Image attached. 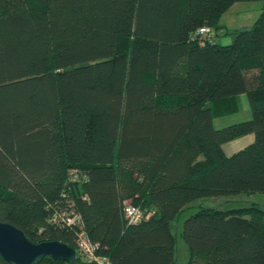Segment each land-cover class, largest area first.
<instances>
[{"label": "trees", "instance_id": "obj_1", "mask_svg": "<svg viewBox=\"0 0 264 264\" xmlns=\"http://www.w3.org/2000/svg\"><path fill=\"white\" fill-rule=\"evenodd\" d=\"M237 1L260 0H0V220L75 247L76 214L111 264H175L177 234L186 264H264V206L170 225L198 198L264 194V7L224 28ZM241 94L250 117L214 127Z\"/></svg>", "mask_w": 264, "mask_h": 264}, {"label": "rangeland", "instance_id": "obj_2", "mask_svg": "<svg viewBox=\"0 0 264 264\" xmlns=\"http://www.w3.org/2000/svg\"><path fill=\"white\" fill-rule=\"evenodd\" d=\"M264 2L260 1H237L232 4L228 10L225 11L218 19V23L224 28L237 29V27H247L252 25L259 17ZM218 36L216 40L218 42H224V31L223 29L216 30ZM249 113V102L245 94H241L238 99L237 110L230 113L228 116L218 117L214 120V126L219 128L221 126L230 125V123L241 122L242 120L248 119ZM256 203L260 206H264V194H236L234 196H214L210 198H198L190 203V207L187 208L185 213L175 221L170 223L171 229L174 233H178L182 221L191 213L196 211L199 205L204 207H216L219 209H229L235 207L246 206V204ZM178 240L176 245V263L175 264H186L183 258L184 244L182 239L177 234Z\"/></svg>", "mask_w": 264, "mask_h": 264}, {"label": "water", "instance_id": "obj_3", "mask_svg": "<svg viewBox=\"0 0 264 264\" xmlns=\"http://www.w3.org/2000/svg\"><path fill=\"white\" fill-rule=\"evenodd\" d=\"M0 256L13 264H37L46 256L73 264L75 248L60 241L35 243L10 222L0 220Z\"/></svg>", "mask_w": 264, "mask_h": 264}, {"label": "built area", "instance_id": "obj_4", "mask_svg": "<svg viewBox=\"0 0 264 264\" xmlns=\"http://www.w3.org/2000/svg\"><path fill=\"white\" fill-rule=\"evenodd\" d=\"M195 37L197 38L200 44L202 43H210L213 41L214 32L212 28L208 26H203L198 29ZM74 175V171H72ZM74 177H76L74 175ZM75 179V178H73ZM124 215L127 222L132 224H137L144 218L146 215L142 212V210L131 203H127L124 207ZM62 219L67 224H75L77 227V236L75 239V251L85 264H111L109 257L105 254H102L98 251L99 245L98 243L91 241L85 229H83V224L81 218L78 215H64Z\"/></svg>", "mask_w": 264, "mask_h": 264}, {"label": "crops", "instance_id": "obj_5", "mask_svg": "<svg viewBox=\"0 0 264 264\" xmlns=\"http://www.w3.org/2000/svg\"><path fill=\"white\" fill-rule=\"evenodd\" d=\"M223 44H226L228 41L227 38H224ZM222 43V42H220ZM217 118H214V120ZM214 120H213V125H214ZM215 127V126H214ZM253 140L252 135H243L242 137H238L236 139H232L230 142L224 143L221 148L225 152L226 155H232V153L238 151L239 149H242L243 146L251 143ZM187 252L186 248H183V258L186 259Z\"/></svg>", "mask_w": 264, "mask_h": 264}]
</instances>
